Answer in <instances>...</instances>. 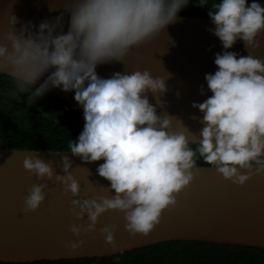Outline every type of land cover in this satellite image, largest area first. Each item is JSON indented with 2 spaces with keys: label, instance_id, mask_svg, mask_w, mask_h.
<instances>
[{
  "label": "clouds",
  "instance_id": "1",
  "mask_svg": "<svg viewBox=\"0 0 264 264\" xmlns=\"http://www.w3.org/2000/svg\"><path fill=\"white\" fill-rule=\"evenodd\" d=\"M201 7L209 0H195ZM190 0H68L57 16L31 21L17 29L10 11L0 32V74L7 75L18 93L38 99L50 88L74 90L83 109L84 124L71 153L61 155V172L54 161L26 155L23 167L38 181H54L70 194L74 241L96 231L98 218L109 210L123 213L131 235H147L162 213L177 205V196L200 174L197 159L212 165L223 178L244 185L264 174V58L254 54L264 41V0H215L208 8L214 27L208 29L222 44L214 54L216 70L205 73L211 95L192 106L202 113L199 134L173 117L160 115L149 100L168 91L166 78L149 69L98 75L100 64L121 61L135 48L155 39L179 16ZM50 7V10H54ZM68 14L67 30L64 16ZM241 40L247 55L229 51ZM43 80L41 81V78ZM38 81H41L39 84ZM201 94L204 86H200ZM158 103H161L159 100ZM194 145V147H193ZM73 156L84 162L103 161L96 172L106 179L111 196L82 197L72 174ZM46 182L33 183L24 196L23 212L35 211L45 200ZM116 225L99 229L106 243L116 246Z\"/></svg>",
  "mask_w": 264,
  "mask_h": 264
},
{
  "label": "water",
  "instance_id": "2",
  "mask_svg": "<svg viewBox=\"0 0 264 264\" xmlns=\"http://www.w3.org/2000/svg\"><path fill=\"white\" fill-rule=\"evenodd\" d=\"M68 0H0V32L6 30L10 11L17 18V29L31 21L39 25L42 20L57 16L65 10ZM54 7V10H50ZM68 14L64 16L67 30ZM214 27L210 18L178 16L174 22L153 40L133 49L121 61L100 64L96 71L102 77L114 72L149 69L152 74L166 78L168 91L158 96L149 93L160 115L173 117L172 126L180 130V122L199 134L202 113L192 106L211 95L204 79L205 73L214 72V54L222 51V44L208 29ZM229 51L247 55L241 40ZM254 54L264 58V41ZM43 77L41 78V81ZM41 81H38L39 84ZM204 86L201 94L200 86ZM48 92L83 111L74 99V90L50 88ZM5 100L40 114L27 102L6 97ZM161 103H158L157 101ZM69 129L77 125L60 120ZM68 151L34 149H0V262L34 263L74 259H96L92 264H117L114 256L165 242H206L229 244L264 250V174L253 175L244 185H235L223 178L213 166H197L200 174L177 196V205L162 213L159 224L147 235H131L124 228L123 213L109 210L96 224V231L82 236L83 245L67 248L61 241L77 239L70 231L73 223L87 224L86 216L76 220L70 212V194H65L54 181H38L23 167L26 155H38L54 161V169L61 172V155ZM72 174L80 182L82 197L111 196L109 182L100 177L96 168L103 161L84 162L73 156ZM46 182L45 200L35 211L23 212L24 196L33 183ZM116 225V246L106 243L99 229Z\"/></svg>",
  "mask_w": 264,
  "mask_h": 264
},
{
  "label": "trees",
  "instance_id": "3",
  "mask_svg": "<svg viewBox=\"0 0 264 264\" xmlns=\"http://www.w3.org/2000/svg\"><path fill=\"white\" fill-rule=\"evenodd\" d=\"M215 0H209L210 6ZM207 6H198L195 0L180 10L179 16L209 18ZM16 98L36 107L34 113L4 98ZM71 120L77 129H69L60 120ZM83 111L46 92L38 99L27 93H18L11 79L0 74V149H34L70 151L69 141H74L83 128ZM194 147V145H193ZM197 166H212L197 159ZM117 264H264V250L244 248L229 244L206 242H165L114 256ZM96 259L38 261L34 263L0 264H92Z\"/></svg>",
  "mask_w": 264,
  "mask_h": 264
},
{
  "label": "flooded vegetation",
  "instance_id": "4",
  "mask_svg": "<svg viewBox=\"0 0 264 264\" xmlns=\"http://www.w3.org/2000/svg\"><path fill=\"white\" fill-rule=\"evenodd\" d=\"M63 120H66V119H63ZM69 121H71V120H69Z\"/></svg>",
  "mask_w": 264,
  "mask_h": 264
}]
</instances>
